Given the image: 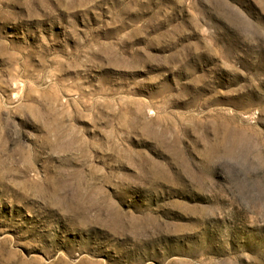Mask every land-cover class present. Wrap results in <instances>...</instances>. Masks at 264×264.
I'll list each match as a JSON object with an SVG mask.
<instances>
[{"label": "rangeland", "instance_id": "rangeland-1", "mask_svg": "<svg viewBox=\"0 0 264 264\" xmlns=\"http://www.w3.org/2000/svg\"><path fill=\"white\" fill-rule=\"evenodd\" d=\"M0 264H264V0H0Z\"/></svg>", "mask_w": 264, "mask_h": 264}]
</instances>
